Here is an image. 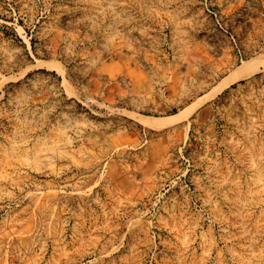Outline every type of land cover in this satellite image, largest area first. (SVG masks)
Instances as JSON below:
<instances>
[{
  "label": "rangeland",
  "instance_id": "374dc122",
  "mask_svg": "<svg viewBox=\"0 0 264 264\" xmlns=\"http://www.w3.org/2000/svg\"><path fill=\"white\" fill-rule=\"evenodd\" d=\"M261 56L264 0H0V264H264Z\"/></svg>",
  "mask_w": 264,
  "mask_h": 264
},
{
  "label": "bare ground",
  "instance_id": "6f19581e",
  "mask_svg": "<svg viewBox=\"0 0 264 264\" xmlns=\"http://www.w3.org/2000/svg\"><path fill=\"white\" fill-rule=\"evenodd\" d=\"M261 64H264V56H261V57L257 58L254 61V64L252 65V67L243 68V69L237 71L236 73H234L228 80H226L221 85V87L219 89L225 87V85H228L231 81H233L235 79L242 78V77L248 75L249 73H251V71L259 69ZM209 96H210L209 93L203 95L201 97V102H204ZM196 105H197V102H194V101L189 103L187 106H185V108L183 110L172 114L171 115V116H173L172 120L180 121V120H183V119L187 118L192 113V111L195 109ZM141 121H143L146 124H151V125H154V126L155 125L165 124L167 122L166 120L159 121V120L150 119V117H142Z\"/></svg>",
  "mask_w": 264,
  "mask_h": 264
}]
</instances>
